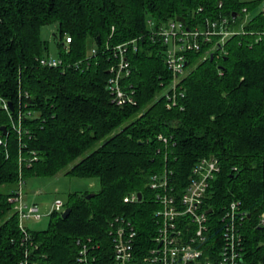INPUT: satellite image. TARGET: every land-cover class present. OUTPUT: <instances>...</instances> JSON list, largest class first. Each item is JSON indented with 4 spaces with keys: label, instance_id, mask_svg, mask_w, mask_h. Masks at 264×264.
I'll return each instance as SVG.
<instances>
[{
    "label": "trees",
    "instance_id": "16d2710c",
    "mask_svg": "<svg viewBox=\"0 0 264 264\" xmlns=\"http://www.w3.org/2000/svg\"><path fill=\"white\" fill-rule=\"evenodd\" d=\"M257 4L0 0V96L13 105L10 112L0 106V264H79L78 239H90L94 246L88 264H113L109 229L115 217L131 221L139 241L149 242L155 233L158 205L151 176L168 169L175 183L185 185L197 161L210 155L221 167L208 199L215 220L224 206L240 201L247 212L244 260L264 264V225H259L264 212V42L251 34L264 30V14L245 25L246 34L228 38L206 57V42L201 51L190 52L171 107L166 91L173 75L165 63L164 40L156 35L178 16L194 28ZM50 24L57 27L63 61L58 67L42 63L49 46L41 30ZM120 44L127 45L132 69L123 84L136 90L137 104H116L107 87L109 68L117 61L113 47ZM19 110H24L21 139L13 128ZM33 151L37 160H20ZM60 173L97 178L100 189L72 193L64 206L71 208L68 217L54 210L47 228L28 227L33 245L26 256L9 197L21 175L25 181ZM135 191L142 193L141 201L126 203L124 197ZM90 193L95 194L87 199Z\"/></svg>",
    "mask_w": 264,
    "mask_h": 264
},
{
    "label": "built area",
    "instance_id": "2783aa9c",
    "mask_svg": "<svg viewBox=\"0 0 264 264\" xmlns=\"http://www.w3.org/2000/svg\"><path fill=\"white\" fill-rule=\"evenodd\" d=\"M249 12L250 10L245 7L241 13L232 17L223 16L208 20L205 25H196L194 28L177 18L159 27L156 35L164 40L165 63L173 75L172 83L166 91L170 99L168 107L176 104L178 84L188 72L189 53L201 51L202 44L206 42L209 45L204 53L206 57L228 38L246 34L245 25L252 17L249 15L248 20L243 22V16ZM260 13L264 14V6ZM251 34L255 35L256 42H264V30ZM67 40L70 41V38ZM127 50L126 44L114 46L113 55L117 61L109 68L107 87L114 95L116 104L120 106L137 104L136 90L131 84H128V87L123 84V80L132 74L131 64L126 57ZM92 52L95 53L96 50L93 49ZM42 63L58 67L63 61L48 57L43 59ZM0 106L8 112L11 111L9 102L2 96ZM23 117L24 110H19L18 123L13 124L20 139L25 132L21 122ZM160 139L168 142L166 137L160 136ZM2 143L0 138V144ZM37 159L35 151L30 158H20L26 164ZM220 171L219 159L215 155H210L197 161L185 185L175 183L171 179L172 172L168 169L153 174L149 186L158 205L154 212L155 233L151 241H139V234L132 222L122 216L115 217L109 229L113 242V264H248L244 260L242 233L247 212L242 208V203L236 200L224 206L223 212L218 216L219 222L215 220L216 216L213 215L215 211L208 203L212 182ZM24 183L21 175L19 186L15 194L9 197V201L19 215L23 233L21 245L28 247L33 243L24 221L41 219L42 214L38 206H29L25 203ZM138 193L135 191L126 195L124 201L126 203L141 201ZM64 205L58 200L54 204V210H63ZM259 225H264V212L259 216ZM90 241L77 240L79 264L89 263L90 250L94 248ZM30 250L31 247L25 249L26 256Z\"/></svg>",
    "mask_w": 264,
    "mask_h": 264
},
{
    "label": "rangeland",
    "instance_id": "374dc122",
    "mask_svg": "<svg viewBox=\"0 0 264 264\" xmlns=\"http://www.w3.org/2000/svg\"><path fill=\"white\" fill-rule=\"evenodd\" d=\"M242 2L255 1L258 2L256 7L250 10L249 14L243 16V22L248 20V16L253 18L262 11L264 0H240ZM56 24L45 25L42 27V39L48 42L47 57L59 59L58 41L55 37ZM21 178V177H20ZM20 182V179H19ZM18 182V186H19ZM17 186V188H18ZM100 189V182L97 178H84L70 176L60 173L50 177H31L25 180L23 191L25 203L29 206L36 205L42 214L41 219H29L24 221V225L34 230H42L48 227L50 214L54 211V204L60 200L65 205L72 193H83L87 190L97 191ZM64 205V206H65ZM65 210V207H63Z\"/></svg>",
    "mask_w": 264,
    "mask_h": 264
},
{
    "label": "water",
    "instance_id": "95a60500",
    "mask_svg": "<svg viewBox=\"0 0 264 264\" xmlns=\"http://www.w3.org/2000/svg\"><path fill=\"white\" fill-rule=\"evenodd\" d=\"M177 20H180V21H182V22H185V18L182 17V16H178V17H177ZM9 104H10V107L13 108L12 103L10 102ZM2 129H3L4 131L6 130L5 127H2ZM94 194H95V193H90L89 195H87V199H90L91 197H93ZM138 197H139L140 200L142 199V193H141V192L138 193ZM70 211H71V208H66V209L63 211V217H65V218L68 217L69 214H70ZM210 211H211V210H209V212H210Z\"/></svg>",
    "mask_w": 264,
    "mask_h": 264
}]
</instances>
